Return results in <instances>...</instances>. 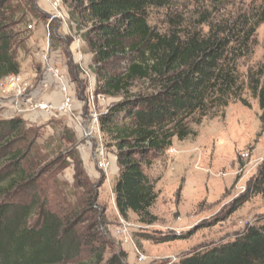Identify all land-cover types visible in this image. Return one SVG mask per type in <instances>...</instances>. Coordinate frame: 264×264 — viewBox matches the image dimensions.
Instances as JSON below:
<instances>
[{
    "label": "trees",
    "instance_id": "16d2710c",
    "mask_svg": "<svg viewBox=\"0 0 264 264\" xmlns=\"http://www.w3.org/2000/svg\"><path fill=\"white\" fill-rule=\"evenodd\" d=\"M63 1L76 28L85 30L95 95L121 98L98 118L101 133L116 151L115 207L125 219L132 213L152 224L157 194L143 168L167 151L173 139L195 137L190 122L216 117L232 101L248 106L238 64L264 24V0L214 22L206 9L196 25L182 28L176 22L168 34L149 26L148 11L170 8L179 0ZM36 10L33 0H0V82L20 74L13 48H23L26 30L20 27ZM247 78V88L264 112V65ZM136 82L145 87L132 93ZM33 131L21 118L0 119V264H124V252L105 262L104 250L96 247L103 234L88 184L82 186L90 214L84 232L78 227L83 223L79 210L60 215L41 199L46 192L38 183L42 174L23 167ZM249 190L264 197V163ZM177 264H264V218L232 241L193 251Z\"/></svg>",
    "mask_w": 264,
    "mask_h": 264
},
{
    "label": "rangeland",
    "instance_id": "374dc122",
    "mask_svg": "<svg viewBox=\"0 0 264 264\" xmlns=\"http://www.w3.org/2000/svg\"><path fill=\"white\" fill-rule=\"evenodd\" d=\"M259 1L225 0L212 6L203 0H179L170 8L149 9L148 24L154 31L168 34L176 22L182 28L196 25L206 9L214 22L231 18ZM33 2L38 10L20 27L26 30L24 46L13 48L19 75L27 83L22 94L37 89L40 95L36 101L59 105L61 93L56 81L47 89L38 86L49 44L50 63L64 75L73 111L62 119H47L41 112L36 114L42 118L32 117L25 102L4 94L2 80L0 119L12 117L18 110L25 115L26 126L34 131L24 148L23 167L42 174L38 183L46 192L41 199L46 198L52 211L66 215L72 208L79 210L83 223L78 227H83V232L90 214L83 203L82 186L88 184L93 190L96 217H100L98 227L103 234L96 247L104 250L105 262L122 251L126 254L124 264H177L193 251L232 241L247 226L264 218V197L249 190L264 163V112L247 88L249 71L264 65V24L256 29L249 54L238 64L244 83L242 99L248 106L232 101L216 117L203 118L200 124L190 122L195 137L173 139L167 151L143 168L157 194L150 209L156 220L144 224L132 213L126 219L121 217L115 207L113 188L119 172L116 151L95 120L121 98L95 95L97 79L90 69L92 54L83 37L85 30L76 28L68 3ZM53 13L60 14L56 22L49 20ZM203 31L207 27L203 26ZM144 87L136 82L131 92ZM86 132L91 138L86 139ZM124 224L132 228L120 235L118 229ZM165 237L170 241H164Z\"/></svg>",
    "mask_w": 264,
    "mask_h": 264
},
{
    "label": "built area",
    "instance_id": "2783aa9c",
    "mask_svg": "<svg viewBox=\"0 0 264 264\" xmlns=\"http://www.w3.org/2000/svg\"><path fill=\"white\" fill-rule=\"evenodd\" d=\"M59 17H60L59 13H53L49 16V20L50 22H56V20L59 19ZM49 51H50L49 44H47V50L45 54H43V61H44L43 79L41 82H39L38 86L40 87V89H47L49 88V86H52V82L56 81L61 93V101L59 105L54 106L46 100L36 101V99L38 98L37 95H40L39 90L37 91V89L35 91L30 92L29 94L23 95L22 93L23 91H25L27 83H24L25 81L22 80L19 74L11 75L4 79L5 84H4L3 92L4 94H13L15 101L20 102L21 100L22 102H25L24 104L27 105L26 109L28 112H30L32 117L38 116L36 113L41 112L43 116L47 117V119L52 117L57 119L59 118L62 119L64 116L68 115V113L72 114L73 100L69 92V87L66 83L64 75L59 70L54 69L50 63L49 59L51 58L49 57ZM19 113H21L20 110H18V112L15 113L12 117L10 118L8 117V119L17 117L24 120L23 117H25V115ZM40 118H42V116L37 117V119ZM95 120L98 121V119ZM85 137L86 139L91 138L88 132L85 133ZM131 228L132 226L124 224L118 229V233L122 235Z\"/></svg>",
    "mask_w": 264,
    "mask_h": 264
}]
</instances>
